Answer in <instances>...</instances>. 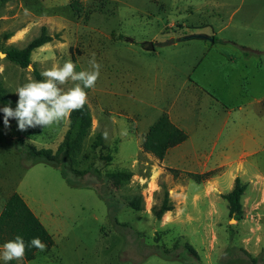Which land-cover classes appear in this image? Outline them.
<instances>
[{
	"label": "rangeland",
	"instance_id": "374dc122",
	"mask_svg": "<svg viewBox=\"0 0 264 264\" xmlns=\"http://www.w3.org/2000/svg\"><path fill=\"white\" fill-rule=\"evenodd\" d=\"M70 1L0 0V45L22 48L42 26L60 38L34 50L25 69L0 55V83L16 104V89L36 80L34 72L41 75L69 60L76 72L89 70L95 54L100 76L94 88L85 89L86 104L91 133H100L106 148L92 153L86 143L75 169L83 172L93 158L92 171L77 176L65 166L75 185L70 187L61 168L33 163L27 156L30 146L54 152L67 119L22 132L14 119L6 128L0 112V211L17 193L53 241L33 260L7 264H264L261 209L243 212L241 221L249 223L237 224L228 221L222 206L219 224H209L212 214L201 205L193 224L161 228L155 212L165 193V175L176 177L180 171L158 163L162 170L155 175L141 147L148 128L166 115L187 134L183 150L188 157L211 153L207 167L213 170L184 172L193 189L220 176L227 192L240 161L264 162V0H77L79 13L71 10ZM6 33L13 35L4 40ZM195 34L213 42L181 40ZM170 40L153 51L142 48L145 42ZM74 83L61 87L67 90ZM107 154L109 163L102 159ZM221 162L228 164L216 168ZM119 172L128 178H110ZM196 175L204 177L197 182ZM154 178L162 185L156 194ZM258 190L264 192V183ZM135 195L143 200L140 212L126 205ZM185 244L198 259L184 250ZM157 246L179 257L163 258Z\"/></svg>",
	"mask_w": 264,
	"mask_h": 264
},
{
	"label": "trees",
	"instance_id": "16d2710c",
	"mask_svg": "<svg viewBox=\"0 0 264 264\" xmlns=\"http://www.w3.org/2000/svg\"><path fill=\"white\" fill-rule=\"evenodd\" d=\"M69 7L75 13L80 12V6L77 0H71ZM13 34L6 33L4 40L9 39ZM53 40H60L59 35H49L45 26L40 28V32L37 36L33 37L24 47L17 48L14 45H0V52L4 54L5 59L9 62L17 65L21 69H25L30 65V57L34 50L41 46L50 43ZM225 43V42H222ZM247 54V52L245 53ZM35 73L36 80H42L43 77ZM0 105H10L15 109L16 104L8 99L4 95V90L0 83ZM91 113L87 104L79 111H73L69 118H67V129L64 137L56 150L53 152L51 149L41 148L36 149L34 146H30L27 150V156L35 162H43L51 164L57 168H61V175L68 186L73 187L68 180L67 175L63 171L67 166L73 174L82 176L92 169L93 161L83 172H78L75 169L80 162V157L83 155V151L86 143H88L89 150L93 153L96 149H105L106 145L102 141L101 134L95 132L91 133ZM187 140V134L176 127L170 122L166 115L159 117L147 130L142 142V150L145 153L151 154L158 160H163L168 149L175 147ZM102 159L107 163L112 161L110 154L105 155ZM92 171V170H91ZM96 173L98 170L94 169ZM207 175V174H205ZM204 176H194L193 179L200 181ZM110 178H119V180L127 179L128 174L123 172L110 174ZM247 188V183L243 182L239 177L234 179L232 189L222 196L227 202L228 218L235 221H241L243 219L242 209V197ZM127 207L133 211L140 212L143 210V200L141 195H135L128 198L126 201ZM173 206L169 202L167 192L165 191L160 209L155 212L158 220L161 215L172 210ZM21 236L26 245L35 237H39L41 241L47 245L46 249H49L53 245V241L49 233L40 223L38 218L28 208L23 199L17 194H11L5 201L0 211V246L9 240H13L16 236ZM157 254L163 258H178L176 254L173 255V250L166 248L156 247ZM184 250L198 259V254L194 248L189 245H184ZM39 250L34 247H26L24 256L25 261H31L35 258L36 253Z\"/></svg>",
	"mask_w": 264,
	"mask_h": 264
},
{
	"label": "clouds",
	"instance_id": "9594fccd",
	"mask_svg": "<svg viewBox=\"0 0 264 264\" xmlns=\"http://www.w3.org/2000/svg\"><path fill=\"white\" fill-rule=\"evenodd\" d=\"M89 70L75 71L74 63L69 60L63 66L53 65L41 72L42 80L30 79L16 89L18 96L16 107L10 105L0 108L3 123L10 127V119L17 122L19 131L49 127L70 117L73 111L81 110L88 102L85 89H92L100 76L101 65L96 62L95 54L89 60ZM69 80L74 86L64 90L61 85ZM126 134V131L123 133ZM105 133V137H106ZM26 247H34L45 251L47 245L39 237L32 238L26 245L21 236L5 242L0 246V260L5 264L10 261L24 259Z\"/></svg>",
	"mask_w": 264,
	"mask_h": 264
},
{
	"label": "crops",
	"instance_id": "0c3cea01",
	"mask_svg": "<svg viewBox=\"0 0 264 264\" xmlns=\"http://www.w3.org/2000/svg\"><path fill=\"white\" fill-rule=\"evenodd\" d=\"M188 139V136H187ZM183 143L168 149L163 160H157L151 154L145 153L146 156L152 159L155 167L152 168L151 172L156 175L157 172L162 170L158 163L166 169H174L180 171L175 177L173 174L168 173L166 177L165 191L167 192L169 202L173 206L172 210L164 212L159 221L160 227H167L173 224H193L196 222L194 218L195 213L198 211L199 206H205L208 213L212 214V220L209 224H219V215L221 212V207H225L226 213L224 214L228 218L227 202L222 198L224 194H227L233 187L234 179L239 177L242 181L247 183V188L242 197V209L243 212H255L264 211V192L259 194L258 190L261 183H264V162H257L243 164L242 161L239 164L238 171L234 170V173L230 174L229 189L227 192H223L220 186L219 177H214L211 181L207 183H197L200 188L193 189L191 187L190 178L185 175L184 172H194V173H204L214 168H209L208 163L211 158V153H204L203 155L194 154L188 157L183 150ZM167 159H169L167 161ZM242 160V155L240 156ZM156 161L157 163H155ZM227 162H221L216 168H224L227 166ZM189 166V167H188ZM191 166V167H190ZM193 170V171H192ZM152 174V173H151ZM248 175V179H243V176ZM160 177V176H159ZM153 176L150 175L149 180H147V185L152 181ZM158 178H154L153 183L155 189L154 193H159L160 187L162 185L158 184ZM260 196V200H258ZM217 214V219H213V216ZM246 217V215H244ZM229 221V218H228ZM227 221V222H228ZM237 224L239 223L236 221ZM249 223L246 219L241 221L240 224Z\"/></svg>",
	"mask_w": 264,
	"mask_h": 264
},
{
	"label": "water",
	"instance_id": "95a60500",
	"mask_svg": "<svg viewBox=\"0 0 264 264\" xmlns=\"http://www.w3.org/2000/svg\"><path fill=\"white\" fill-rule=\"evenodd\" d=\"M189 39H200V40H206V41L213 42V38L207 37L205 35H200V34L188 35V36H184L181 38V40H183V41L189 40ZM173 42H174L173 40L166 41V42L159 43V44H153L152 42H145L142 44V48L144 50H147V51H153L155 46H165V45L171 44ZM0 55H3V54L0 53Z\"/></svg>",
	"mask_w": 264,
	"mask_h": 264
}]
</instances>
